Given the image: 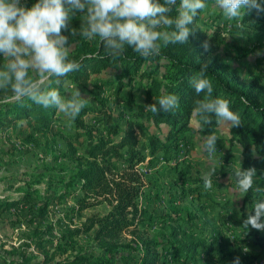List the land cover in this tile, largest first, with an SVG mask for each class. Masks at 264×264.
Returning a JSON list of instances; mask_svg holds the SVG:
<instances>
[{"label":"trees","instance_id":"1","mask_svg":"<svg viewBox=\"0 0 264 264\" xmlns=\"http://www.w3.org/2000/svg\"><path fill=\"white\" fill-rule=\"evenodd\" d=\"M212 2L213 0H208L209 5ZM261 7H264V4ZM202 12H211L216 19L222 16L211 7L201 10L199 15ZM260 14L264 17V11L255 8L246 10L239 19L232 20V24L235 26L238 22L242 23ZM81 15L82 13L77 12L72 17V26L76 23V27H80L83 19ZM172 15H175V12ZM64 34L70 36L69 31H64ZM199 35L191 31L188 42ZM73 42L75 45L68 49V58L77 60L81 66L79 70L65 77H53L51 87L58 89L65 98H70V92L76 86L82 98L87 99L84 108L74 120H69L55 108L45 109L27 98L22 102L0 101V125L15 128L20 120L30 129L38 128L46 133L51 132V160L44 157L41 167L34 166L23 174H31L38 179L47 176L46 181L49 184L53 181L55 184L50 194H36L37 200L27 208L21 209L19 204L26 203L27 196L28 202L31 201L30 196L33 200V195L28 192L23 201L0 202V215L13 208L16 211L15 217L20 218L26 210L32 212L30 221H36V225L42 227L48 207L56 198L74 196L75 202L71 212L78 215L85 209L106 204V212H92L74 229H67L66 233L61 235L62 238L67 236L68 242L71 240L73 243L74 236L92 232L96 243L78 246L71 258L53 264H134L130 260H123L121 254L126 251H144L146 256L151 248L158 246L163 251H169L170 256L174 258L186 259L189 255L184 252H196L199 247L209 253L212 244L206 245L205 241L199 240L184 242L172 234L163 240L139 238L127 242L106 241L101 234L107 230L120 232L137 228L146 214L148 215V205L141 203L148 182L143 168H147L148 164L163 161L172 171L177 170L178 163L171 164L173 152H178L181 147L189 144L184 139L186 132L192 130L189 120L193 117L195 101L204 96V93L196 94L189 83L190 78L199 73L202 65L206 66V77L212 83V95L227 99L230 108L240 115L242 125L233 127L231 133L227 130V135H223L219 127L220 122L212 117L208 125L201 129L196 128V132L201 138L215 134L216 143L222 144L221 147L226 144V162L234 156L236 149L237 164L241 170L249 167L256 169L253 188L247 194H242V201L237 205L241 214H250L254 202L264 198V83L261 78L253 75L241 82L237 69L229 62L219 59L206 61L198 54L193 55L185 50L175 51V44L162 45L158 55L148 58L126 48L124 54L115 59L108 55L98 38L87 40L75 37ZM166 93L179 96L177 109L157 114L145 109L146 105L156 103L155 99ZM140 97L142 101L138 100ZM88 116L90 117L87 119ZM54 150L59 153L54 154ZM69 158H72L73 165L65 175L62 168L63 172L54 181L52 163L65 164ZM231 175L232 173L230 177L235 183ZM191 181L185 190L194 194L203 207L210 201L220 212L232 209L230 200L219 201L212 196V188L205 187L204 175H186L181 184L185 185ZM212 185L225 188L227 183L213 176ZM174 212L165 211L158 215L174 222L182 221L181 215ZM46 226L45 231L51 229ZM243 230L258 247L257 251L252 252L253 258L264 255V235H259V230L253 228L243 226ZM237 240L240 241L241 238L237 237ZM227 243L228 241L224 240L219 245L223 247ZM156 256L155 254L150 264H155ZM144 263L145 261L141 262ZM1 264L20 263L4 260ZM38 264L46 263L41 261Z\"/></svg>","mask_w":264,"mask_h":264},{"label":"rangeland","instance_id":"2","mask_svg":"<svg viewBox=\"0 0 264 264\" xmlns=\"http://www.w3.org/2000/svg\"><path fill=\"white\" fill-rule=\"evenodd\" d=\"M21 2L25 7H31L35 0H21ZM210 13L202 12L191 26L192 31L200 35L186 44H175L173 50H185L193 55L198 54L206 61L212 59L227 61L237 69L241 82L257 75L264 83V17L262 14L233 26L232 20L223 15L216 19ZM71 23L72 18L69 21L70 28L79 29L76 23L75 26ZM64 31L69 30L62 29V34ZM69 34L68 49L75 45L73 42L75 37L70 31ZM4 63L5 60L2 58L0 67ZM10 95L7 90H0V101H4L5 97ZM138 100L142 101L141 97ZM192 119L193 117L189 120L192 130L187 131L184 138L189 144L181 147L178 152H173L174 158L171 164L178 163L177 170L172 171L163 161L148 164L147 168H143L148 182L141 203L149 207L148 215L146 214L143 222L134 229L129 228L120 232L107 230L101 234V237L110 242H127L131 239L139 240V238L163 240L172 234L180 241L199 240L205 241L206 245H213L209 253H205L201 247L197 248L196 252H184L189 255L186 259L174 258L170 256L169 251H163L159 246L151 248L146 256L144 251L137 253L126 251L121 254V257H124L123 260H130L134 264H141L142 261H145L144 264H150L155 254L157 255L155 264H234L237 258L239 264H264V255L253 258L252 252L257 251L258 247L243 230V222L249 213L241 214L237 205L242 201V196L239 197L242 194L233 191L236 184L230 177V173L232 169L239 167L238 151L234 150L235 154L229 158L228 162L224 159L226 144L221 147L222 144L216 143L214 152L201 151L200 144L203 138L196 132ZM17 122L15 128L0 125V202L23 201L26 192L31 193L33 200L30 196L31 201L28 202L27 196L26 203L19 204V208L22 209L29 207L33 201L37 200L36 194L46 195L47 193L48 195L54 188L53 181L51 184L46 181L47 176L38 179L31 174H23L34 166L41 167L42 158L51 160L52 154L49 150L53 148V138L49 134L51 132L46 133L38 128L30 129L24 125L25 122L20 120ZM219 127L223 135H227L226 126L220 122ZM151 129L153 130V127ZM54 151V154L59 153L58 150ZM72 158H69L70 160L65 164L52 163L54 181L63 172L62 168L63 175L71 168ZM209 167L216 169L213 176L227 183L225 188L212 185L210 187L212 196L219 201L230 200L232 209L220 212L210 201H207V206L203 207L204 205L198 202L194 194L185 190L193 180L185 185L181 184V180L185 179L186 175H204ZM74 202V196L56 198L48 207L45 224L42 227L37 226L36 221H30L32 212L25 210L20 218L15 217L16 211L13 208L2 213L0 215V264L4 260L20 264H38L41 261L53 264L71 258L78 246L94 245L96 239L92 232L74 236L75 243H71V240L68 242L69 238L67 236L62 238L61 235L66 233L67 229H74L92 212H106L108 206L102 204L96 208H88L78 215L71 212ZM171 210L180 214L183 220L174 222L158 215ZM16 219L20 220L16 221ZM46 225L51 229L45 231ZM248 229H251V226ZM258 233L264 235V230H259ZM237 237L241 240H237ZM243 237L245 239L242 240ZM224 240L228 243L222 247L219 244Z\"/></svg>","mask_w":264,"mask_h":264},{"label":"clouds","instance_id":"3","mask_svg":"<svg viewBox=\"0 0 264 264\" xmlns=\"http://www.w3.org/2000/svg\"><path fill=\"white\" fill-rule=\"evenodd\" d=\"M264 0H35L25 7L21 0H0V90H7L6 101L22 102L25 98L45 109L55 108L69 120H74L85 106L76 86L70 98L51 87L52 78L65 77L79 70L81 64L68 58L69 39L62 34L68 29L73 37L99 39L108 55L119 59L130 48L141 57L160 53L169 44H186L195 18L201 10L211 7L230 20L239 19L246 10L264 11ZM77 12L82 13L79 29L69 28V21ZM175 12V15L172 13ZM206 66L190 78V87L196 94L204 93L195 101L192 124L201 129L212 117L223 123L228 132L241 126V117L230 108L227 99L214 97L211 81L206 77ZM156 103L145 109L157 114L169 113L179 107L175 93L160 95ZM217 136L203 137L200 150H216ZM215 168L204 173L205 187L212 186ZM236 188L247 194L254 186L256 169L241 167L231 172ZM244 196L240 195L239 197ZM253 211L243 226L264 230V198L257 199ZM234 264H239L238 258Z\"/></svg>","mask_w":264,"mask_h":264}]
</instances>
